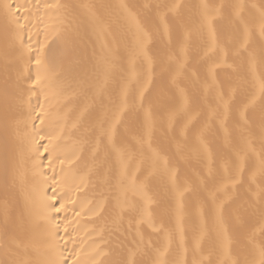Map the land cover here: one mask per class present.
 <instances>
[{
	"label": "snow or ice",
	"instance_id": "obj_1",
	"mask_svg": "<svg viewBox=\"0 0 264 264\" xmlns=\"http://www.w3.org/2000/svg\"><path fill=\"white\" fill-rule=\"evenodd\" d=\"M0 264H264V0H0Z\"/></svg>",
	"mask_w": 264,
	"mask_h": 264
},
{
	"label": "bare ground",
	"instance_id": "obj_2",
	"mask_svg": "<svg viewBox=\"0 0 264 264\" xmlns=\"http://www.w3.org/2000/svg\"><path fill=\"white\" fill-rule=\"evenodd\" d=\"M67 2H77V0H67ZM48 195H53L51 189L48 190ZM56 195H60L59 191H57Z\"/></svg>",
	"mask_w": 264,
	"mask_h": 264
}]
</instances>
